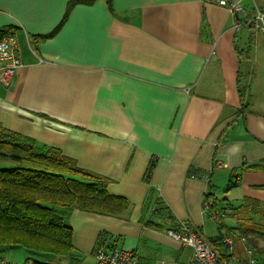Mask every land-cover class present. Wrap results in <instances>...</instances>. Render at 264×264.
Instances as JSON below:
<instances>
[{"label": "crops", "instance_id": "0c3cea01", "mask_svg": "<svg viewBox=\"0 0 264 264\" xmlns=\"http://www.w3.org/2000/svg\"><path fill=\"white\" fill-rule=\"evenodd\" d=\"M218 1L111 0L112 13L106 0H0V29L15 36L21 59L10 85L0 84V125L60 150L130 204L120 218L73 210L76 254L93 256L105 234V245L136 257L148 240L159 258L138 257L145 264H192V248L146 223H186L209 241L207 223H236L230 208L244 200L258 203L254 219L264 223V171L242 170L264 162V63L248 70L242 111L236 36L247 27L264 39L246 23L248 2L254 12L262 3L235 0L236 17ZM229 181L238 186L225 193ZM231 252L246 263L241 242Z\"/></svg>", "mask_w": 264, "mask_h": 264}, {"label": "trees", "instance_id": "16d2710c", "mask_svg": "<svg viewBox=\"0 0 264 264\" xmlns=\"http://www.w3.org/2000/svg\"><path fill=\"white\" fill-rule=\"evenodd\" d=\"M106 3L108 10L114 13L111 0H106ZM261 3V12L264 13V0ZM254 18L255 12L246 19L251 28L256 26ZM256 30L260 29L256 27ZM5 33L7 30L0 29V36ZM46 37L36 36L34 39L42 41ZM237 82L240 108L244 111L249 108V102L245 100L248 85L242 82L239 75ZM1 164L5 166L0 167V249L23 248L44 259H28L23 264H62L79 259L68 220L73 210L115 218L129 211L130 204L125 198L107 192L105 178L78 167L60 150L23 140L0 125ZM242 170L264 171V162L244 166ZM189 173L192 175L191 171ZM237 186V182L229 181L224 192ZM211 190L210 186L204 197L205 203L211 201L206 212L210 215L214 213L213 208L217 209ZM257 206V202L244 200L240 206L230 208L236 220L234 227H224V217L215 216L214 220L219 223L218 233L208 243L221 259H232V252L225 242L229 238L233 242H241L245 250L253 252L257 264H262L264 248L259 247V242H264V223L254 219V207ZM146 226L163 230L162 226L153 223H146ZM104 236L100 235L102 242L96 244L93 256L100 245L113 250L104 244ZM111 240L110 244L115 242L113 238ZM94 260L95 264V257Z\"/></svg>", "mask_w": 264, "mask_h": 264}, {"label": "built area", "instance_id": "2783aa9c", "mask_svg": "<svg viewBox=\"0 0 264 264\" xmlns=\"http://www.w3.org/2000/svg\"><path fill=\"white\" fill-rule=\"evenodd\" d=\"M218 5L226 8L236 17L239 13L243 12V9L235 0H219ZM254 19L257 21L256 27L264 32V13L259 8L255 10ZM240 24L241 22H235L234 29H238ZM20 67L21 59L17 51L16 38L7 31V33L0 36V84L4 87L9 86ZM216 164L217 167H221L220 162ZM209 206L208 202L204 203L203 211L207 212ZM166 232L169 237L184 246L192 248V264H235L233 260L221 259L208 241L197 230L191 228L186 223H178ZM225 242L229 244L227 239ZM246 253L248 259L245 264H257V261L253 257V252L246 249ZM94 257L96 259L95 264H141L133 252L126 250L109 251L104 245L97 247ZM0 264H7V262L0 258Z\"/></svg>", "mask_w": 264, "mask_h": 264}, {"label": "rangeland", "instance_id": "374dc122", "mask_svg": "<svg viewBox=\"0 0 264 264\" xmlns=\"http://www.w3.org/2000/svg\"><path fill=\"white\" fill-rule=\"evenodd\" d=\"M256 3H259L261 5V0H255ZM251 7L250 13L251 16L254 14L253 11V5L250 4V1L248 2V7ZM237 44L240 50L241 54V75L244 76L242 79V82L246 85H249L251 82L250 75L248 74L249 69H253L256 67L255 71L257 72V66L259 63H264V39L262 36L259 35V33L254 34L253 30L244 27L241 28L237 33ZM244 85V86H245ZM253 91H257V83L256 86H253ZM251 92V94H252ZM251 108L254 110H257L258 107V94L253 95L251 97ZM4 164H1L0 167H4ZM70 218V217H69ZM68 218V220H69ZM225 220L226 217H224ZM163 227L161 231L155 229L154 227L151 228L152 231L167 235V232H165L167 229H169L168 223H160ZM224 227H234L235 223H222ZM219 223H207V226L205 228L204 234L207 238L213 236L214 234L218 233ZM172 239V238H171ZM136 254L138 257H141L143 259H147L150 262H153L156 258H159L157 249H154L152 244L148 240H143L141 242V245L138 250H136ZM78 260L71 261V262H65L62 264H94V257L88 253H85L84 255H78ZM0 258L4 261H7L9 263L13 264H23L28 259H36L39 261H44L43 257L38 256L36 254H33L31 252H28L24 250L23 248H1L0 249Z\"/></svg>", "mask_w": 264, "mask_h": 264}, {"label": "bare ground", "instance_id": "6f19581e", "mask_svg": "<svg viewBox=\"0 0 264 264\" xmlns=\"http://www.w3.org/2000/svg\"><path fill=\"white\" fill-rule=\"evenodd\" d=\"M227 240H228V242H229V244H227V248L228 249H230V250H232V247H233V241L231 240V239H229V238H227ZM244 251H245V254H246V261H247V259H248V255H247V253H246V250L244 249ZM230 260H233V259H230ZM234 261V260H233ZM235 262V261H234Z\"/></svg>", "mask_w": 264, "mask_h": 264}]
</instances>
